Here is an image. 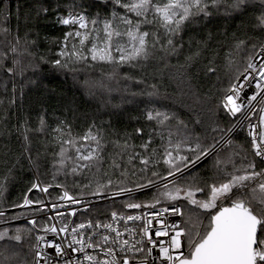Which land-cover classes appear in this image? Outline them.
I'll list each match as a JSON object with an SVG mask.
<instances>
[{
  "label": "snow or ice",
  "instance_id": "6c2138e0",
  "mask_svg": "<svg viewBox=\"0 0 264 264\" xmlns=\"http://www.w3.org/2000/svg\"><path fill=\"white\" fill-rule=\"evenodd\" d=\"M102 2L112 5L110 13L103 17L74 10L61 17L58 22L68 30L55 41L58 46L55 58L41 57V60L72 73L99 66L102 79L98 86L109 92H128L130 84L152 89L132 92L133 96L157 95L159 85L149 84L148 80L165 73L177 83L182 96L195 95L190 77L197 67V74L209 82L215 76L217 83L226 79L227 85L219 88L213 85L218 97L215 107L208 104L212 89L203 98L196 96L211 113L209 119L195 117L193 122L199 126V134L174 112L151 108L143 113L151 131L139 145L127 135L109 138L94 123L80 134L66 121H60L50 130L49 143H54L56 150L50 161L48 183L39 178V155L33 159L30 153L32 134H48L49 125L43 114L38 117L35 129L25 122L23 131L17 132L37 178L21 201L10 206L25 211L8 219L24 218L30 227H18L11 235L7 229L0 231V242L20 243L31 239L35 231V242L29 244L30 264H53L46 249H54L57 257L67 256L68 250L81 254L64 264H264V44L257 51L255 44L248 48L246 41L236 40L222 57L218 51L206 56L205 52L210 50L207 40L190 39L185 53L181 36L186 28L221 10L224 15H232L250 0ZM259 3L264 6V0ZM256 21L264 29V12ZM28 44L27 36H12L7 28L0 27V45H6L8 52L15 54L12 63L21 72L19 57H33ZM171 57H182L183 62L171 64ZM4 58L7 52L0 51V60ZM121 69L127 71L121 73ZM105 81L114 82L116 88ZM250 88L254 91L248 94ZM3 103L0 100V105ZM220 113L227 118V127L222 126ZM241 132L245 134L243 144L236 140ZM135 133L143 137L144 129L137 128ZM209 160L212 175L205 178L197 169ZM14 167L15 164L0 176V196L12 178ZM130 176L149 178L146 183L132 181L135 186L128 187ZM53 188L60 190L55 196L50 192ZM113 188L118 190L109 196ZM146 189L155 190L153 202L135 198V193ZM34 190L42 195L31 198ZM120 196L127 199L121 202L120 210H112L105 220L96 218L94 212L99 210L94 209L90 199H84ZM162 200L168 201L169 207L157 210ZM144 208L153 211L135 215L124 211ZM212 209L216 211L211 212ZM49 212L53 215H48ZM81 212L88 215L80 222L72 219ZM169 212L184 219L179 224L174 221L170 224L165 218ZM5 216L0 201V218ZM204 219H208L207 225ZM154 222L159 224L158 228ZM137 253L141 255L138 257ZM0 258V264H8L10 260L3 251Z\"/></svg>",
  "mask_w": 264,
  "mask_h": 264
},
{
  "label": "trees",
  "instance_id": "16d2710c",
  "mask_svg": "<svg viewBox=\"0 0 264 264\" xmlns=\"http://www.w3.org/2000/svg\"><path fill=\"white\" fill-rule=\"evenodd\" d=\"M111 8V3L105 4L102 0H16L11 6L0 5V27L7 28L12 36L18 35L21 38L27 36L28 50L33 53L32 58L19 57L23 67L21 72L12 63L15 54L8 52L6 45H0V51L7 52V58L0 60V65H2L0 66V100L4 101L0 105V176L15 164L12 178L0 196V201L6 210L5 218H0V231L7 229L11 235L18 227H30L26 222L21 221L24 218L8 219L25 211L24 209H13L10 206L21 201L23 195L27 193L28 188L37 178L36 170L31 168L27 159L29 154L24 152V143L17 132V129L23 131L25 122L35 129L38 117L43 114L49 125L48 134H32L30 153L33 159L39 155V178L48 183L51 182V176L48 175L51 167L50 161L52 153L56 150V145L49 143L51 140L50 130L55 128L60 121H66L75 133L80 134L94 123L103 128L109 138L114 139L117 136L127 135L132 138V143L139 145L142 139H147L148 133L151 131L149 123L143 117L146 109L174 112L177 118L184 121L188 128L196 134L200 133V128L193 122L195 117L199 115L201 119L211 118L207 106L203 105L202 99L198 101L196 96L203 98L208 95L209 89H212V98L208 104L215 107L218 103L215 88L226 86L227 80L217 83L214 76L209 82L202 74H197L198 67L192 70L193 75L190 77L192 92L195 95L182 96L177 83L170 80L165 73L157 75L155 79L148 80L149 84L157 83L159 85L157 95L133 96L132 92L141 93L152 91V89L145 85L130 84L128 92H109L98 86L97 82L102 79L99 66L96 69L86 68L72 73L54 68L51 63L41 60V57L47 60L55 58L54 53L58 50L55 41L62 38L68 30L67 26L61 25L58 21L69 10L84 11L91 17H95L99 13L103 17L110 13ZM262 12H264V6L259 3V0H250L247 5L239 11L233 12L232 15H224L221 10L219 14L184 30L181 34L185 44L184 52L188 51L187 45L190 39L208 41L210 50L205 52L206 56L211 55L213 51H218L222 57L236 40L246 41L248 48L255 44L258 50L259 46L264 44V29L259 27L256 21ZM32 41H35V44H32ZM221 45L224 47H220ZM20 47L21 49L24 47L23 39ZM178 61L182 63V57L170 58L171 64H177ZM240 67L242 69L243 61H240ZM9 68H12L13 71L9 72ZM120 71L123 73L127 69ZM220 75L223 76V71ZM105 83L113 89L116 88L114 82L105 81ZM13 99L15 103H10ZM181 99L184 100L182 104L178 103ZM217 112H219L218 109ZM219 119L222 126H228V120L222 113L219 114ZM137 128L144 129L143 137L136 135ZM236 140L243 144L245 134L241 132ZM197 171L205 178L211 176V161H205ZM148 178L147 176L143 179L138 176H130L127 186L134 187L132 181L146 183ZM151 178L158 180L157 177ZM113 179L116 180L117 177H113ZM116 190L118 189L113 188L109 193ZM59 191L55 188L50 189L53 196ZM154 191L152 189L138 194L135 198L145 203L153 202ZM40 195L35 190L30 194L31 198ZM200 195L197 194L198 197ZM123 200L125 199L94 206V209L99 210L94 212V215L96 218H103L112 210H120ZM168 205L169 202L165 200L157 204V206ZM131 210L135 209H125L124 211ZM210 211L215 212L216 210ZM86 215L88 214L85 213ZM204 224H208V219H204ZM34 242L33 232L31 239L26 238L20 243L0 242V251L10 257L8 264H22L23 261H28L30 264L32 254L29 251V244ZM5 244L8 245L7 248L4 247ZM16 252H19L20 255H14Z\"/></svg>",
  "mask_w": 264,
  "mask_h": 264
},
{
  "label": "built area",
  "instance_id": "2783aa9c",
  "mask_svg": "<svg viewBox=\"0 0 264 264\" xmlns=\"http://www.w3.org/2000/svg\"><path fill=\"white\" fill-rule=\"evenodd\" d=\"M14 2H16V0H0V5L2 4V5L11 6ZM242 80H243V78H241V81ZM252 91H254V88L248 89V94H251ZM253 119H255V117H253ZM150 190H152V189H146L144 191L137 192V193H135V196L138 195V194H142L144 192L150 191ZM109 196H111V193H109ZM126 198H127L126 196H120V197H115L114 199H99L98 200L95 197H84V199H90L92 201L93 207L94 206H98V205H102V204H106V203L116 202V201H119V200H122V199H126ZM72 207H76V206H72ZM161 207H169V205L168 206H156L157 210L160 209ZM61 210L63 211V209H61ZM151 211H153V210L152 209H148V208H144V209H135V210L127 211V212L135 215V214H139L140 212L149 213ZM48 215H53V213L52 212H49ZM84 216H85V213L81 212V213L78 214L77 217H73L72 219L75 220L76 222H80V219L82 217H84ZM41 218L43 219V217H41ZM108 218H110V214H107V216H104L103 218H98V219L105 220V219H108ZM165 218L167 219V221L170 224L173 221L176 222V223H178V224L181 223V221H182V217H180V216H173L171 214V212L166 213L165 214ZM21 221L26 222V219H22ZM52 222L55 223L56 221H52ZM154 227H157L158 228L159 227V224H156L154 222ZM36 234L37 233L34 231V237H35ZM40 234H42V233H40ZM48 238L49 239H53V237L51 235H49ZM46 251L49 253V255H50V257H51V259L53 261V264H64V261L65 260H68V259L75 260L77 258H80V256H81V254L72 253L70 250H68V255L65 256V257H57L55 255L54 249H46ZM140 255L141 254L137 253V256L138 257ZM153 255H156V253L154 252ZM41 264H43V262H41Z\"/></svg>",
  "mask_w": 264,
  "mask_h": 264
}]
</instances>
